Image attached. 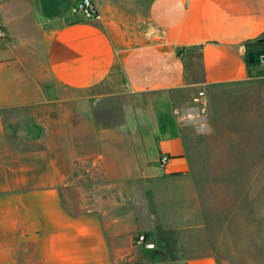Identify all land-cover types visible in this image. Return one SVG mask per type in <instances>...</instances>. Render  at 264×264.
Listing matches in <instances>:
<instances>
[{
  "label": "crops",
  "instance_id": "crops-1",
  "mask_svg": "<svg viewBox=\"0 0 264 264\" xmlns=\"http://www.w3.org/2000/svg\"><path fill=\"white\" fill-rule=\"evenodd\" d=\"M79 1L0 0V264H221L183 104L261 65L264 0Z\"/></svg>",
  "mask_w": 264,
  "mask_h": 264
},
{
  "label": "rangeland",
  "instance_id": "rangeland-1",
  "mask_svg": "<svg viewBox=\"0 0 264 264\" xmlns=\"http://www.w3.org/2000/svg\"><path fill=\"white\" fill-rule=\"evenodd\" d=\"M253 48L264 50V37ZM249 78L183 104L203 118L191 123L186 147L207 245L218 249L221 264H264V61Z\"/></svg>",
  "mask_w": 264,
  "mask_h": 264
},
{
  "label": "built area",
  "instance_id": "built-area-1",
  "mask_svg": "<svg viewBox=\"0 0 264 264\" xmlns=\"http://www.w3.org/2000/svg\"><path fill=\"white\" fill-rule=\"evenodd\" d=\"M73 12L82 13L84 16L83 21H100L101 15L98 13L96 7L91 0H80L73 8ZM6 38V32L0 28V40ZM168 161V157L164 156L160 159L161 165ZM135 243L141 245L145 249H154L155 245L149 241L145 233H140L135 238Z\"/></svg>",
  "mask_w": 264,
  "mask_h": 264
},
{
  "label": "water",
  "instance_id": "water-1",
  "mask_svg": "<svg viewBox=\"0 0 264 264\" xmlns=\"http://www.w3.org/2000/svg\"><path fill=\"white\" fill-rule=\"evenodd\" d=\"M247 57H248V61L250 63H260V62L264 61V50H256L253 52H249L247 54ZM191 109L195 110L198 113L197 107H194ZM191 109H189V110H191ZM190 123H193V122L190 121Z\"/></svg>",
  "mask_w": 264,
  "mask_h": 264
},
{
  "label": "trees",
  "instance_id": "trees-1",
  "mask_svg": "<svg viewBox=\"0 0 264 264\" xmlns=\"http://www.w3.org/2000/svg\"><path fill=\"white\" fill-rule=\"evenodd\" d=\"M261 40L257 41V42H260ZM254 44L252 45V49H256V48H253Z\"/></svg>",
  "mask_w": 264,
  "mask_h": 264
},
{
  "label": "flooded vegetation",
  "instance_id": "flooded-vegetation-1",
  "mask_svg": "<svg viewBox=\"0 0 264 264\" xmlns=\"http://www.w3.org/2000/svg\"><path fill=\"white\" fill-rule=\"evenodd\" d=\"M259 50H261V49H259ZM256 51V50H255Z\"/></svg>",
  "mask_w": 264,
  "mask_h": 264
},
{
  "label": "bare ground",
  "instance_id": "bare-ground-1",
  "mask_svg": "<svg viewBox=\"0 0 264 264\" xmlns=\"http://www.w3.org/2000/svg\"><path fill=\"white\" fill-rule=\"evenodd\" d=\"M201 129V128H200Z\"/></svg>",
  "mask_w": 264,
  "mask_h": 264
}]
</instances>
